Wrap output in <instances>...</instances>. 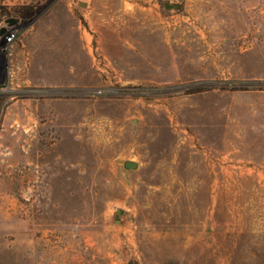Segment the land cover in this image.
Here are the masks:
<instances>
[{
  "label": "rangeland",
  "instance_id": "obj_1",
  "mask_svg": "<svg viewBox=\"0 0 264 264\" xmlns=\"http://www.w3.org/2000/svg\"><path fill=\"white\" fill-rule=\"evenodd\" d=\"M52 1L77 43L0 86V264H264V0Z\"/></svg>",
  "mask_w": 264,
  "mask_h": 264
},
{
  "label": "flooded vegetation",
  "instance_id": "obj_2",
  "mask_svg": "<svg viewBox=\"0 0 264 264\" xmlns=\"http://www.w3.org/2000/svg\"><path fill=\"white\" fill-rule=\"evenodd\" d=\"M54 6L55 1H52L48 6L34 14L32 11L23 9L28 7V5L23 4V0H1L0 72L3 75V82L0 83V86L7 84L9 67L19 63L17 55L13 53L15 49L19 48L21 44L30 47L35 43L45 44L49 41L42 38V34L54 22ZM8 31H12L16 36L10 44L5 39ZM42 48H44L43 45Z\"/></svg>",
  "mask_w": 264,
  "mask_h": 264
},
{
  "label": "crops",
  "instance_id": "obj_3",
  "mask_svg": "<svg viewBox=\"0 0 264 264\" xmlns=\"http://www.w3.org/2000/svg\"><path fill=\"white\" fill-rule=\"evenodd\" d=\"M56 19V18H55ZM61 23L66 24V18L64 16L57 17ZM49 38L52 42L57 43L58 45L63 44H76L78 41L77 35H80V32H77L75 28H71L70 26H59L54 28L51 32H48ZM42 38H46L45 34H42ZM41 42V41H39Z\"/></svg>",
  "mask_w": 264,
  "mask_h": 264
},
{
  "label": "built area",
  "instance_id": "obj_4",
  "mask_svg": "<svg viewBox=\"0 0 264 264\" xmlns=\"http://www.w3.org/2000/svg\"><path fill=\"white\" fill-rule=\"evenodd\" d=\"M16 36L15 33L12 31H8L5 35V39L8 41V43H12L15 40Z\"/></svg>",
  "mask_w": 264,
  "mask_h": 264
},
{
  "label": "water",
  "instance_id": "obj_5",
  "mask_svg": "<svg viewBox=\"0 0 264 264\" xmlns=\"http://www.w3.org/2000/svg\"><path fill=\"white\" fill-rule=\"evenodd\" d=\"M125 168L128 170H135L137 169V165L132 162L125 163Z\"/></svg>",
  "mask_w": 264,
  "mask_h": 264
}]
</instances>
